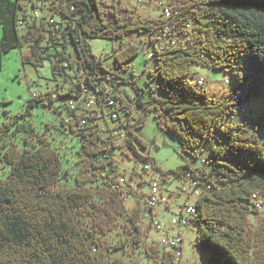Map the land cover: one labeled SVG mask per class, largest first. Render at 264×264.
Returning <instances> with one entry per match:
<instances>
[{"label":"trees","instance_id":"16d2710c","mask_svg":"<svg viewBox=\"0 0 264 264\" xmlns=\"http://www.w3.org/2000/svg\"><path fill=\"white\" fill-rule=\"evenodd\" d=\"M59 2L63 16L75 17L68 21V31L62 30L61 37L59 31L36 21L19 30L21 0H0V71L4 52L28 45V62L38 67L49 60L53 75L68 83L64 91L34 95L22 112L1 122L0 158L9 171L0 180V264H115L111 253L128 242L133 248L142 247L152 264L173 260L170 250L146 242L145 193L136 194L134 205L129 207L111 187L119 173L117 150L127 154L129 148L137 155L136 162L148 161L159 169L154 160L140 155L135 145H146L136 130L150 112L157 128L177 136L182 150L193 156L201 141L212 139L215 132L222 134L224 142L211 149L210 165L204 163L196 172L185 164L172 172L184 176L190 170L213 184V189L197 198L192 218L197 225L196 244L210 249L214 261L221 264H264V215L259 216L252 201L257 192L264 203V140L259 143L244 123L225 122L234 105L244 99L243 87L247 96L264 100V0H179L175 7L178 14L170 19L124 17L120 0ZM174 20L180 26L172 33L176 43H165L159 50L153 35ZM185 22L189 26H184ZM141 30L152 33L150 58L156 66L150 74L158 76L164 97L156 96L150 87L145 99L143 88L105 68L86 43L87 38L100 34L122 38ZM137 53L138 47L131 42L115 53L114 59L121 66ZM237 62L246 64L247 74L236 73ZM193 63L232 69L237 89L220 99L209 96L190 81ZM127 84L131 88L124 86ZM83 87L95 93L98 101L128 99L124 115L134 122L122 141L109 134V123H101L95 111L86 116L83 128L66 120L68 116L76 120L85 116L65 105L80 96ZM55 102L66 112L60 125L78 140L68 164L45 133H39L28 121L38 104L60 113ZM117 230L123 237L110 242L106 236Z\"/></svg>","mask_w":264,"mask_h":264},{"label":"rangeland","instance_id":"374dc122","mask_svg":"<svg viewBox=\"0 0 264 264\" xmlns=\"http://www.w3.org/2000/svg\"><path fill=\"white\" fill-rule=\"evenodd\" d=\"M25 3L26 0H23ZM123 6V16L132 15L134 18L148 19L159 18L161 12L157 8V0H120ZM0 25V39H1ZM154 36V35H153ZM152 33L146 30L131 31L124 37H109L99 35L86 39L90 51L95 55L96 60L105 68L118 72L126 80L136 84L145 90L144 98L148 99L150 87L154 89L156 96L164 97L165 93L158 88V76H151L150 72L154 71L156 61L147 57V53L154 50V43L150 40ZM181 40L184 38L181 37ZM138 47V53L128 59L121 66L117 65L114 54L119 52L129 43ZM30 55L28 45L20 48H14L2 55V69L0 71V125L4 119H9L11 115L20 113L25 108V102L34 95L43 93L42 91L54 92L56 90L64 91L67 89V80L60 75H53L50 61L44 60L43 64L34 67L27 60ZM192 73L197 71L204 78L203 89L209 96L220 99L226 93L235 91L237 83L234 71L227 69H213L198 63L191 65ZM236 73L240 75L247 74L246 64L244 62L236 63ZM228 80V83H225ZM190 81L194 84L191 75ZM127 89L131 88L130 84L124 85ZM243 100H239L240 111H232L226 115L225 122L230 124L244 123L248 125L249 131L256 137L259 143L264 140V100L257 96H247L246 86L241 89ZM238 97V95H236ZM56 113L45 105L38 104L32 109V114L28 116V121L34 126L39 133H45L61 154L65 164L71 162L73 152L78 146V140L71 131L60 125V118L65 117V109L58 104ZM55 125L51 129H46L47 125ZM62 131H61V130ZM137 136L144 141L145 146L135 142L140 155L154 160L159 169L153 167L149 173H137L135 179L140 183L142 191L146 194L149 188L148 181L158 180L168 199V204H158L153 209L151 215L155 220L163 224V229L156 230L152 228L150 216L144 218V227L149 234L146 242L155 243L159 249H163L159 243L161 237L170 236L182 238L183 256L179 264H221L214 261V254L210 249L202 248L195 242L197 225L192 220L188 224L178 229L170 227V220L173 217L180 216V210L185 204H192L194 197L188 196L189 184L186 178L176 176L172 170L188 164L196 172L203 166L204 162L210 158V152L214 145L219 141L224 142V137L219 132H215L212 139L204 140L196 147V156L182 150L180 140L177 136L169 132H163L156 126V120L153 112H150L144 124L136 130ZM19 139L23 136L20 135ZM126 153L120 150L115 151L118 171L130 176L133 169L141 171L143 160L136 162L137 155L129 148ZM137 163V164H136ZM9 167L0 158V180L8 174ZM135 203V197L127 199L126 205L132 207ZM264 211H260L259 216H263ZM251 221L255 222L254 215H251ZM120 230L114 231L106 236L110 241H116L122 238L119 235ZM123 249L114 250L111 253L112 260L115 264H152V259L148 257L142 247L133 248L128 242ZM220 258V257H219Z\"/></svg>","mask_w":264,"mask_h":264},{"label":"built area","instance_id":"2783aa9c","mask_svg":"<svg viewBox=\"0 0 264 264\" xmlns=\"http://www.w3.org/2000/svg\"><path fill=\"white\" fill-rule=\"evenodd\" d=\"M99 1H111V0H99ZM22 8L17 20L18 29L23 31L28 26H30L33 21L41 23L46 29H51L53 32L56 30L59 31V37H61V32L68 31L65 26L68 24L70 19H74L73 15L63 16L61 14L62 5L59 0H21ZM179 0H157V8L161 12V16L165 19L173 18L178 14L176 10V4ZM72 9V7H70ZM184 26H189L186 22L183 23ZM65 29H64V28ZM179 24L177 22L171 21L166 23L163 28L158 29L154 33V38L159 50H162L165 43L175 44V39L172 37L173 31L179 29ZM63 28V29H62ZM153 56V51L147 53V57L150 58ZM64 65H66L64 63ZM194 81V86L198 89L202 88L204 85V78L196 73L192 74ZM225 83H228V80H225ZM45 92V91H44ZM131 94V91L127 92ZM52 97H56L53 93ZM97 95L90 91L88 88L83 87L81 90V95L69 99L67 104H65L69 109L76 110L77 113L83 112L84 117L76 120L73 116H68L67 121H76L78 128H83L86 125L87 119L86 116L94 111L98 119L105 125V122L109 123V134L113 136L116 141H122L126 137L127 128L133 124L134 119L128 118L124 115V105L128 102V99L124 97L122 101L115 100L113 98L107 97L104 100L98 101ZM132 98V95H130ZM234 110L240 111L238 102L233 107ZM207 165H210L209 161L204 162ZM137 164V163H136ZM153 168V165L145 161L142 165L141 171H134L130 176H126L124 173H117L115 180L112 182L111 187L116 190L122 197H124L125 202L127 199L134 198L136 194H139L142 191L140 183L135 179L137 173L144 174L149 173ZM136 174H135V173ZM184 177L186 178L189 184V191L187 197H194L192 204H185L180 210V216L178 218L173 217L170 220V227H181L188 224L189 220H192L196 212L197 198L208 190L213 189V184L205 179H201L193 175V172L186 170L184 172ZM149 188L147 193L144 195L143 203L146 207L143 213V217L147 218L150 216V225L156 230L163 229V224L160 221L155 220L153 215H151L153 209L158 204H168V199L164 194V191L161 187V184L158 180L150 179L148 181ZM261 196L255 192L252 195L253 208L257 211H264V203L262 202ZM159 243L166 250H170L173 254V260L169 264H179L180 258L183 256L182 248V238L181 236L170 237L163 236L161 237Z\"/></svg>","mask_w":264,"mask_h":264},{"label":"crops","instance_id":"0c3cea01","mask_svg":"<svg viewBox=\"0 0 264 264\" xmlns=\"http://www.w3.org/2000/svg\"><path fill=\"white\" fill-rule=\"evenodd\" d=\"M194 73L198 74V72H197V71H195ZM198 75H199V74H198Z\"/></svg>","mask_w":264,"mask_h":264}]
</instances>
